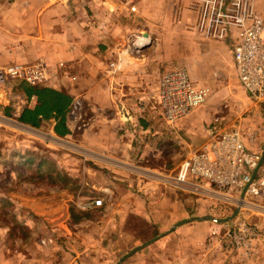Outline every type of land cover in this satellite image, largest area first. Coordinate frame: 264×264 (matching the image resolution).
Listing matches in <instances>:
<instances>
[{
    "label": "crops",
    "instance_id": "crops-1",
    "mask_svg": "<svg viewBox=\"0 0 264 264\" xmlns=\"http://www.w3.org/2000/svg\"><path fill=\"white\" fill-rule=\"evenodd\" d=\"M252 3L264 18V0ZM195 15L188 0H0V67L42 62L48 69V82L33 86L48 87L69 98L63 122L55 115L40 116L36 128L75 138L112 158L137 162L139 173L160 172L159 167L144 166L146 159L161 157L174 142H184L186 151L196 150L209 139L210 129L218 128L203 122L199 108L174 125L164 121L157 104L163 71L175 66L178 57L196 59L204 66L217 62L219 74L221 59L229 60L235 69L232 35L225 40L207 39L196 30ZM186 68L196 83H205ZM23 81L10 79L7 86L0 85V110L8 106L18 120L24 110L34 111L39 105L37 95L19 88ZM76 99L84 105L77 118L71 112ZM139 183L142 192L130 185L120 195V186L111 189L115 209L101 219L99 228L93 230L87 223L88 228L80 229L68 226L66 216H47L59 231L49 238L41 235L38 244L22 249L0 243V264H116L118 251L107 248L106 239L125 236L129 212L159 224L168 220L159 215L160 204L153 200L150 185ZM173 193L176 203H186L183 218L207 213L211 203L207 199L182 190ZM181 194L192 200L186 202L185 196L182 200ZM178 212H172L170 218ZM122 264H264V233L254 254L248 256L242 251H223L212 221L194 220L174 228Z\"/></svg>",
    "mask_w": 264,
    "mask_h": 264
},
{
    "label": "rangeland",
    "instance_id": "rangeland-1",
    "mask_svg": "<svg viewBox=\"0 0 264 264\" xmlns=\"http://www.w3.org/2000/svg\"><path fill=\"white\" fill-rule=\"evenodd\" d=\"M195 16L194 26L197 13ZM175 60L176 65L189 67L197 78L206 80L201 84L209 88V94L197 108L201 109L200 115H203L201 118L205 124L212 123L222 129H257L256 145H264V103L251 99L229 60L221 59L223 65L220 74L215 71L220 66L217 62L204 66L193 58L178 57ZM9 81L5 80L0 85L7 86ZM7 108L5 106L0 110V243L22 249L31 243L38 244L41 235L43 238L53 236L59 229L54 221L49 218L46 220L47 216L67 217L68 226L76 225L80 229L88 228L87 223L91 224L93 230L99 228L103 225L101 219L115 209L110 201L111 189L115 185L120 186L119 195L126 185L139 192L143 191L139 189V182L150 185L153 200L160 204L159 215L168 218L159 224L129 212L124 225L125 236H119L115 242L106 239L107 248L118 251V260L124 253L188 218H183L186 212L182 211L186 203H176L173 191L178 189L164 183L159 177L165 171L173 174L180 171L189 152L185 150L184 142H174L161 157L146 159L147 164L144 166L149 169L159 167L160 172L142 170L145 173H139L137 162H124L93 151L75 138L60 137L46 128L26 125L6 113ZM186 141L191 142L189 139ZM189 195L181 194L180 198L183 200L185 196L186 202L191 201L192 196ZM98 198L103 200L102 206L90 209L82 207L83 203ZM206 209L205 215L217 218L229 217L237 210L234 206L219 203H210ZM177 210H180L179 214L171 219L170 214ZM239 216L257 223L264 233V217L249 210H244ZM210 221L218 232L223 230V223Z\"/></svg>",
    "mask_w": 264,
    "mask_h": 264
},
{
    "label": "built area",
    "instance_id": "built-area-1",
    "mask_svg": "<svg viewBox=\"0 0 264 264\" xmlns=\"http://www.w3.org/2000/svg\"><path fill=\"white\" fill-rule=\"evenodd\" d=\"M197 13L195 28L207 39L234 38L233 58L242 87L251 99L264 103V18L256 13L252 0H189ZM65 66L64 63H61ZM116 63H111L115 67ZM76 80V76L65 74ZM9 79H22L32 85L48 82L46 65L15 64L0 67V83ZM157 104L164 121L176 124L202 105L209 88L196 83L186 67L167 68L159 79ZM83 103L76 99L71 112L81 117ZM211 136L202 146L188 152L180 171L159 174L161 181L178 190L207 199L214 204L234 206L264 217V145L257 147L258 130L241 127L223 129L212 127ZM258 169L253 178L254 171ZM247 186V188H246ZM246 188L245 192L244 189ZM103 205L101 198L82 204L85 209ZM223 223L220 234L223 251H242L254 254L261 229L257 223L241 216Z\"/></svg>",
    "mask_w": 264,
    "mask_h": 264
},
{
    "label": "trees",
    "instance_id": "trees-1",
    "mask_svg": "<svg viewBox=\"0 0 264 264\" xmlns=\"http://www.w3.org/2000/svg\"><path fill=\"white\" fill-rule=\"evenodd\" d=\"M18 86L28 95L35 94L39 98V105L34 111L24 110V112L20 115L19 120L21 122L38 127L41 120L40 116L48 119L52 115L60 117L61 122H63L62 117L64 116L69 104V98L66 94L48 87H35L26 81L20 82ZM6 113H9V111L6 110ZM56 132L61 134L57 128Z\"/></svg>",
    "mask_w": 264,
    "mask_h": 264
},
{
    "label": "water",
    "instance_id": "water-1",
    "mask_svg": "<svg viewBox=\"0 0 264 264\" xmlns=\"http://www.w3.org/2000/svg\"><path fill=\"white\" fill-rule=\"evenodd\" d=\"M263 163H264V153H263V158H262V161L260 162L259 167H261ZM257 171H258V169H256V170L254 171V173H253V178H254V176L256 175ZM246 188H247V186H246ZM246 188L244 189V192H245ZM239 213H240V209L238 208V209L235 211V213H234L233 215H231V216H229V217H226V218H217V217H215V216L209 214V215H205V216H192V217H188V218L182 219V220L178 221L177 223H175V224L172 226V228L169 229L168 231H166V232H164V233H161V234H159V235L153 237L152 239L143 242L141 245L135 247L133 250H131V251L127 252L126 254H124L122 257H120V259L117 261L116 264H122L123 261H124L127 257L133 255L135 252H137V251H139V250H141V249L147 247L148 245L154 243L155 241H157V240L160 239L161 237H163V236H165L166 234H168L169 232H171L174 228H176V227H178V226H180V225H183V224H185V223H187V222H191V221H194V220H213V221H216V222H219V223H227V222H230V221H232L233 219H235V218L239 215Z\"/></svg>",
    "mask_w": 264,
    "mask_h": 264
}]
</instances>
